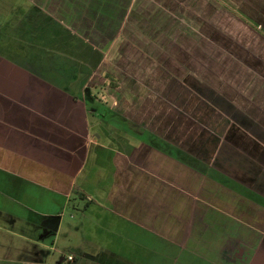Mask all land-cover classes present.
Masks as SVG:
<instances>
[{"label": "crops", "instance_id": "obj_1", "mask_svg": "<svg viewBox=\"0 0 264 264\" xmlns=\"http://www.w3.org/2000/svg\"><path fill=\"white\" fill-rule=\"evenodd\" d=\"M25 1L31 16L0 35V264H167L169 246L182 264H264V134L169 112L165 95L148 122L110 95L111 125L92 92L111 48L132 72L264 81L255 57L233 65L231 41L264 44V0Z\"/></svg>", "mask_w": 264, "mask_h": 264}, {"label": "rangeland", "instance_id": "obj_2", "mask_svg": "<svg viewBox=\"0 0 264 264\" xmlns=\"http://www.w3.org/2000/svg\"><path fill=\"white\" fill-rule=\"evenodd\" d=\"M31 6L25 0H0V35H4L3 32L10 26V23L13 27L17 19H27L31 16L32 9ZM150 26V23H146ZM170 24L165 25V32L176 31L178 29L175 27H169ZM192 25L191 27H193ZM239 26L234 25V35L241 36ZM148 30V29H146ZM154 30V29H153ZM155 31V30H154ZM239 32V33H237ZM243 33V32H242ZM184 35V34H183ZM233 45L232 47L239 46V49L242 48L245 52H238L237 55H234L232 58L236 60L233 62V65H245L240 61V58H246L247 54L251 60L253 57L262 62L260 68V76L264 75V44L260 45L257 40L251 38L245 39L243 41L233 39L231 40ZM204 42V41H202ZM208 42V41H207ZM241 42V43H240ZM60 47L67 48L68 52H73L76 50V53H80L78 47L75 43L67 41L66 45L60 44ZM111 48L105 60L103 62V67L101 70L104 72L95 73L93 81L98 83V80L101 79L102 84L99 86V90H94L96 96H101L103 100H106L108 104L103 102L97 103L98 111L104 115V119L107 120L109 124L116 126L124 127V124L120 123V120L114 116V113L111 111V106L113 100L110 95H113L115 98H130L129 101L134 104L127 105L124 101L123 104L126 109L142 112L145 114V121H149L146 117L147 112H153L157 109L163 100V96H167L169 99V112H174L176 110L181 111L182 113L194 114L195 118L199 119L201 124H208V117L210 114V123L211 125L216 123L217 127H221L225 124L226 116L229 117L228 120L239 122L237 127L242 126L249 130V136L253 140L257 138V131L260 134H264L260 130L264 128V81L258 80L257 82L253 81V75L250 78L252 80L247 81V86L245 87H236V86H224L217 85V80L220 79L218 76H215L216 86L212 87L210 85L209 73L202 74L196 73L193 71H160V70H151L147 72H132L129 71L130 64L135 67L134 62L129 63V57H118L117 50ZM58 51H60L58 49ZM85 51V50H84ZM89 53L83 58L87 60L86 65L94 64L92 55H90L91 50L86 49ZM60 52H65L61 50ZM42 56L41 53H39ZM252 56V57H250ZM82 58V57H81ZM133 61H142V56H136L132 58ZM191 61V60H189ZM98 62V58L95 63ZM238 63V64H237ZM240 63V64H239ZM57 67L60 66V62L56 63ZM160 65V64H158ZM140 67H146V64H140ZM95 67V66H94ZM153 68L158 66H152ZM240 68V67H238ZM89 71V70H88ZM228 72V71H227ZM108 73L112 76V84H116L115 87L107 86L105 84V74ZM215 75L216 73H212ZM234 74V73H232ZM201 75L202 79L199 77ZM258 78L255 77V80ZM114 89V90H111ZM109 92V93H108ZM150 96V100L146 97ZM154 98V102L152 99ZM227 98V99H226ZM159 99V100H156ZM163 106V104H162ZM176 108V109H175ZM214 110L220 115H215V119L212 118L213 115L211 111ZM150 115V113H148ZM193 117V118H194ZM235 120V121H234ZM192 123V120L190 121ZM261 123L262 126H258ZM199 125V124H197ZM225 126V125H224ZM260 127V128H259ZM146 137V136H145ZM143 137L142 139H146ZM141 140V139H140ZM82 202V201H81ZM86 206V202L80 203V208ZM72 217V218H71ZM65 223H80V216L78 212L75 211H66L65 212ZM66 239L61 238L58 241V246L61 248L66 247ZM49 243V242H48ZM170 260L167 264H182V259L184 258L178 252H174V247L169 246ZM68 254V253H67ZM54 256L60 260L62 259L61 254L54 253ZM178 255V256H177ZM185 255V254H184ZM188 255V254H186ZM156 258L152 263H137V264H161L160 257L155 256ZM179 257V258H178ZM56 258V257H55ZM160 263L158 262V260ZM67 262V260H66ZM195 261L187 260L185 264H194Z\"/></svg>", "mask_w": 264, "mask_h": 264}, {"label": "trees", "instance_id": "obj_3", "mask_svg": "<svg viewBox=\"0 0 264 264\" xmlns=\"http://www.w3.org/2000/svg\"><path fill=\"white\" fill-rule=\"evenodd\" d=\"M104 77H105V84L107 86H111V87H115L116 86V84L115 85L112 84L113 80H112V76L110 74L106 73Z\"/></svg>", "mask_w": 264, "mask_h": 264}, {"label": "built area", "instance_id": "obj_4", "mask_svg": "<svg viewBox=\"0 0 264 264\" xmlns=\"http://www.w3.org/2000/svg\"><path fill=\"white\" fill-rule=\"evenodd\" d=\"M69 259H71V258H69Z\"/></svg>", "mask_w": 264, "mask_h": 264}]
</instances>
